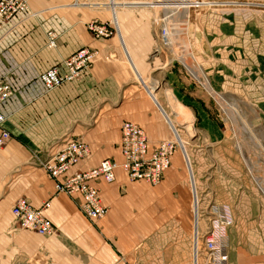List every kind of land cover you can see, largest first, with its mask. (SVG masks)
<instances>
[{"label": "crops", "instance_id": "crops-1", "mask_svg": "<svg viewBox=\"0 0 264 264\" xmlns=\"http://www.w3.org/2000/svg\"><path fill=\"white\" fill-rule=\"evenodd\" d=\"M29 1L27 13L0 20V77L14 89L0 106L5 116L0 134L3 129L10 134L0 147V255L7 256L15 248L37 254L33 259L36 264H193L194 209L201 198L183 141L189 171L178 151L158 185L131 182L119 171L116 182L100 185L110 211L99 221L85 216L79 208L80 199L56 194L54 181L42 166L49 147L65 136L81 139L91 147V156L80 163L81 169L118 158L124 121L141 125L153 145L171 140L167 115L178 119L171 96L190 112L199 139L213 146L230 140L185 71L163 62L161 66L151 63L156 42L164 38L159 32H167V23L154 24L146 11L151 2L143 0ZM115 14L118 35L94 38L88 24L94 20L112 22ZM179 28L174 24L182 44L188 40L192 50L189 15L186 35ZM51 32L56 34L54 47L49 45ZM83 47L97 54L81 79L47 92L40 75L51 67L64 69L63 62ZM211 62L210 76L217 92H231L238 82L248 85L250 91L251 78L238 80L228 55L213 57ZM210 155L211 159L233 160L231 154L222 152ZM216 165L215 175L220 171L226 172L227 179L233 178L229 164L224 167L216 161ZM211 186L226 190L229 200L228 185L215 181ZM18 201L36 207L50 202L44 214L54 223L56 233L36 238L22 230L11 214ZM227 206L231 208L229 203ZM230 239L229 230V254Z\"/></svg>", "mask_w": 264, "mask_h": 264}, {"label": "rangeland", "instance_id": "rangeland-1", "mask_svg": "<svg viewBox=\"0 0 264 264\" xmlns=\"http://www.w3.org/2000/svg\"><path fill=\"white\" fill-rule=\"evenodd\" d=\"M143 1L151 2L152 7L149 6L150 10L146 11L154 24L165 26L167 23L166 33L179 35V31L173 30L174 24L177 28L179 25L169 15L171 10H177L176 13L183 20V5L179 6L174 0ZM188 15V38L192 50L187 38L183 45L178 35L177 38L175 35L176 45H167L168 35L167 42L163 41V30L159 34L164 38L160 37L156 42L150 61L154 66H161L163 62L185 71L193 84L197 85V95L209 104L221 127L227 131V139H230L216 146L199 139L197 128L192 126L190 112L181 107L173 96L170 97L178 119L169 117L174 127L178 123L177 133L191 158L199 188L198 195L202 201L200 226L203 229L206 227L207 214L212 206H227L229 203L234 218L230 229L229 264H264V0H190L186 21ZM223 55H228L232 60L238 80L251 78L249 92L248 85L243 87L239 82L228 93L217 92L212 86L211 59H221ZM148 69L150 72V67ZM192 72L198 74L199 78ZM188 125L190 128H186ZM171 139H175L174 135ZM177 151L182 156L183 167L189 171L180 146ZM213 151L222 152L225 156L231 154L233 160L211 159L210 153ZM216 161L224 163V167L229 164L232 179L226 178V172L218 171L215 175ZM186 174L190 182L187 171ZM215 181L228 185L229 202L226 190L212 189L211 183ZM217 193L219 197L215 198ZM29 232L36 238L44 237ZM36 255H31L28 250L22 252L12 248L7 256L0 255V264H36L33 262ZM41 258L45 259L44 256Z\"/></svg>", "mask_w": 264, "mask_h": 264}, {"label": "built area", "instance_id": "built-area-1", "mask_svg": "<svg viewBox=\"0 0 264 264\" xmlns=\"http://www.w3.org/2000/svg\"><path fill=\"white\" fill-rule=\"evenodd\" d=\"M29 10V0H0V20H10ZM88 30L96 39H110L119 33L114 20H94L88 24ZM163 34L165 36V30ZM48 35L49 45L54 47L56 34L51 32ZM96 54L94 49L83 47L63 62L64 69L56 66L46 70L40 75L46 91H53L65 83L81 79ZM13 93L12 86L0 77V106ZM4 121L5 116L0 112V126ZM9 137V132L3 129L0 134V147ZM178 146L181 147L176 139L161 140L153 145L141 125L124 121L117 144L118 158H107L93 168L81 169L80 163L91 156V147L81 139L65 136L49 147L42 166L54 181L56 194L80 199L79 208L85 216L89 220L99 221L106 218L110 211L100 188L101 184H113L116 182L117 173L122 171L131 182L158 185L170 171L172 157ZM200 204L199 200L195 211L194 199L196 223L193 230V264H229V230L234 223L232 211L228 206H212L203 229L200 226ZM49 207L50 202L36 207L26 201H18L12 207L11 214L22 230L44 237L52 236L56 233L55 225L44 214V210Z\"/></svg>", "mask_w": 264, "mask_h": 264}, {"label": "bare ground", "instance_id": "bare-ground-1", "mask_svg": "<svg viewBox=\"0 0 264 264\" xmlns=\"http://www.w3.org/2000/svg\"><path fill=\"white\" fill-rule=\"evenodd\" d=\"M175 2H177L178 3V5L179 6H181V5H183L184 6V8H185V16L187 15V12H188V9H189V6H190V0H174ZM171 3V2H170ZM170 6V5H169ZM168 8V7H167ZM176 11L177 10H171V14L169 15V18H171V19H174V21L175 22H177V24L179 25V27L181 28V32H182V34L183 35H186V29H187V21L185 20V16L183 17V20L181 19V17H179V14H177L176 13ZM113 19H114V22H115V24L117 25V27H118V31H119V20H118V17H117V15L115 14V16L113 17ZM180 28H179V30H180ZM174 32H176V31H174ZM177 32H178V30H177ZM179 33V32H178ZM167 41H168V44H170V45H176V39H175V35H176V38H177V35L178 34H176V33H174V34H172L171 35V32H169V33H167ZM183 60V62L185 63V64H187L186 63V61L184 60V59H182ZM167 120H168V122H169V125L171 126V129L173 130V135H174V138L179 142V144L181 145V152H182V154L185 156V154H184V150H183V147H182V140H181V138L179 137V135H178V133H177V129H176V127H174V125H173V122L171 121V119H170V117H169V115H167ZM190 128V125H188L186 128Z\"/></svg>", "mask_w": 264, "mask_h": 264}]
</instances>
